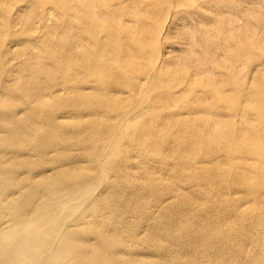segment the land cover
<instances>
[{
	"label": "rangeland",
	"instance_id": "rangeland-1",
	"mask_svg": "<svg viewBox=\"0 0 264 264\" xmlns=\"http://www.w3.org/2000/svg\"><path fill=\"white\" fill-rule=\"evenodd\" d=\"M11 1L7 0L3 3L4 0H0V16L2 17L0 19V58L3 57L4 52L11 51L8 53L7 59L11 58L12 67L18 65V59L20 62H24L29 55H42V52L48 58H53L56 54H63V59H66L67 66L70 65V67L76 65L73 62L75 57H77L75 60L83 58L82 54L88 56L90 61L96 58L94 61L96 66L92 62L83 63L85 68L80 65V68L78 66L77 70L70 72L73 73V76L76 74L75 72L82 70L83 74L78 75L82 79L84 78L83 80L87 84L96 82L98 85L100 83L98 74L94 77H92V73L89 74L92 65L94 68L97 67L103 74L102 82L106 93L121 100L118 104L110 105L113 110L107 115L113 117L120 115L121 118L114 123L111 134L105 139L106 150H103L101 155L109 157L108 159L111 161L116 158L117 162H120V159L124 157L123 162H127L129 167L134 165L135 168L130 171L136 172L137 177L141 176L146 179L145 176L148 175L147 178L154 177L156 182H164L166 184L164 188L168 186L173 190H179L178 195H172V193L167 195L169 196L167 200L174 204H184L183 207L187 213L182 211L178 216L185 223L197 217L191 221L194 225L201 227L199 224L204 221L213 228L215 233L221 232L223 238L219 243L216 241L215 244L217 248L222 244L228 248L223 255L231 254L232 251L237 259L243 258L240 251L242 246L244 251L248 252V256L251 255L250 259L255 260L256 258L259 261H264V241L257 239L256 232L252 233V229H258L264 222V115H262L264 114V78H262L264 77V0H239L238 2L236 0H101V3L94 0V4H92L93 0H84V2L73 0L74 4L72 0V2L69 0L63 2L61 0ZM82 2L83 8H86L83 15V8L80 9L81 11L78 9L83 6ZM75 4L79 6L77 9ZM86 4L88 5L86 6ZM27 6L31 8L28 9ZM89 6L90 9H87ZM100 6L104 8L102 9ZM69 7L71 8L69 9ZM93 7L95 9H92ZM50 9L51 12H49ZM112 11L113 14L117 13L113 15ZM28 12L29 14H27ZM14 15L16 20L13 18ZM91 17L94 20H89ZM97 18L102 22L96 20ZM26 19L28 20L26 21ZM68 19L69 22H74L70 24ZM86 21L87 23H85ZM111 21L113 23L115 21L114 25H111ZM25 22H29L30 27ZM121 22L126 28L120 25ZM64 24H68V27L63 26ZM156 24L160 27H157ZM104 25L105 27H103ZM119 25L121 28L117 29L115 26L119 28ZM35 27L37 30H34ZM69 29L72 31L69 32ZM121 29V33L123 32L124 35L119 34ZM48 31H53L54 34L48 33ZM76 31L79 35L72 36L77 33ZM92 31L100 33L101 41L99 38L97 40V33L94 35ZM87 34L92 37H88ZM153 34L156 36V42H154ZM149 37L150 39H146ZM92 39H96L98 42L95 44V40ZM102 39L104 40L102 41ZM121 39L124 40L123 43ZM64 40H66L65 43ZM91 40L94 41L91 42L92 45L89 42ZM111 40L118 42L115 41L114 44ZM136 40H139L143 45L139 46V41ZM109 41L113 43L110 47ZM14 42L16 43L14 44ZM32 42L37 45L35 46ZM19 43H21L20 46H18ZM80 43L81 46H79ZM127 44L130 45L126 46ZM62 45L66 47L62 48ZM122 46L125 48L123 49ZM131 46L137 48L130 52L131 48L129 47ZM142 46L145 47V51H148L142 53L144 50ZM105 47L107 48L105 49ZM246 49L247 51H245ZM113 51H115L114 54ZM151 51H153L152 54ZM15 52L17 53L13 57L16 61L12 59ZM116 52L120 56L122 53H126L130 57L128 58L124 54L122 56L126 60L120 56L117 58ZM93 53L96 57H92ZM153 53L156 55L151 56L154 55ZM247 54H250L251 58L246 56ZM110 60L112 61L110 62ZM143 69H146L145 73L142 71ZM158 72H163L159 75L161 76L158 79L160 81L156 80ZM244 72L245 74H243ZM138 73L140 77L136 79L139 76ZM184 74L186 75L184 76ZM242 78L243 80H241ZM140 86H142L141 90ZM103 92L102 89L101 93ZM236 92L241 93V97ZM138 93L140 99L136 98ZM227 94L232 95L228 96ZM236 97L238 98L236 99ZM237 100L240 103H236ZM245 111L249 112L248 121L247 117L243 116ZM237 134H242L243 137L242 135L236 136ZM257 138H259L258 142ZM257 150L258 152H256ZM236 181L240 183L236 184ZM156 186L153 189L158 195L166 194L163 189H160L161 187L158 188V183ZM203 191L206 194H202ZM243 222H245L248 231L240 236L241 231L239 230ZM228 231L230 234L236 233L229 244H227L228 238L225 237ZM188 257L189 255L186 253L183 255L184 259ZM216 257L218 256H214V258ZM200 261L203 262L204 257L200 256Z\"/></svg>",
	"mask_w": 264,
	"mask_h": 264
},
{
	"label": "bare ground",
	"instance_id": "bare-ground-1",
	"mask_svg": "<svg viewBox=\"0 0 264 264\" xmlns=\"http://www.w3.org/2000/svg\"><path fill=\"white\" fill-rule=\"evenodd\" d=\"M5 1L7 0H4L3 3H5ZM61 1L63 2L64 0ZM69 1L72 2L73 0L72 1L69 0ZM82 1L84 2V0ZM88 1H92V0H88ZM96 1H100L101 3V0H96ZM236 1L238 2L239 0ZM93 2L94 0L92 1V4H94ZM76 5L78 4H75V6ZM87 5L88 4H86V6ZM115 6L116 8H118L116 4ZM29 7L27 6L28 9ZM77 7L79 6H76L75 8L77 9ZM83 7L84 5L78 9L80 10ZM107 7L110 8V6L108 5ZM70 8L71 7H69V9ZM101 8L103 9L104 7ZM84 9L86 8H83L82 15L84 14L83 11L84 12L86 11ZM87 9H90V6L87 7ZM92 9L95 8L93 7ZM49 12H51V9L49 10ZM133 13L135 14V12ZM234 13L236 14V12ZM27 14H29V12ZM15 15L13 18H15ZM18 17L20 18L19 15ZM63 18L66 19L67 17H63ZM0 19H2L1 16ZM69 19H68V23L72 24L74 21L71 23L69 22ZM91 19L93 18L91 17L89 20ZM27 20L28 19H26V21ZM83 20L85 21V19ZM93 20L92 23H94ZM96 20L99 19L97 18ZM111 22H112L111 25H114L115 21L114 23L113 21ZM25 23L26 24L28 23L30 27L29 22H25ZM85 23H87V21ZM92 23L90 24L92 25ZM67 25L64 24L63 26H67ZM99 25L101 26V24ZM120 25H122V22ZM69 27L72 28V26L70 25ZM103 27H105V25ZM115 27H117V29L121 28V26L119 28L118 26ZM122 27L125 26L122 25ZM146 27L148 28V25H146ZM86 28L88 29L89 27ZM147 28L146 30H148ZM34 30H37L36 27ZM93 30L95 31V29ZM155 30L157 31V29ZM68 31L70 32L72 30L69 29ZM94 31L92 32L95 35L97 31L96 32ZM119 31L118 32L120 34L122 29ZM49 32L51 31H48V33ZM157 33L156 36L158 35ZM77 34L78 32L72 36L76 37ZM99 34L97 33L98 35L96 37L97 40L99 38ZM121 34L124 35L123 32ZM105 36L106 34L104 35V37ZM156 36L155 39L152 36L154 42H156ZM88 37H92V35ZM104 39H102V41ZM146 39H150V37ZM92 40H95V44L98 42V41L96 42V39H92ZM92 40L89 41L90 44ZM65 42L66 40H64V43ZM75 42L77 41L75 40ZM86 42L88 41L86 40ZM123 42L124 40H122V43ZM15 43L16 42H14V44ZM32 43L35 44V42ZM113 43L110 42V44H108L109 47L110 45L112 46ZM14 44L13 47H15ZM20 44L21 43H19L18 46H20ZM139 44H140L139 46L143 45L140 43V41ZM36 45L37 43L35 44V46ZM129 45L127 44L126 46ZM64 46L62 48L66 47ZM79 46H81V43ZM132 46L129 47L131 48L130 52L131 51L133 52V49L137 48V47L132 48ZM27 47L29 46L27 45ZM106 48L107 47H105V49ZM124 48L125 47H123V49ZM143 48L144 50H142V53L143 51H145V47ZM153 49L156 50V48ZM125 50L124 52L127 51ZM115 51H113V54ZM245 51H247V49ZM17 52H15V54L12 55V59L15 60L14 57ZM152 52L153 51H151V54ZM8 53H11V51L4 52L3 57L0 58V264H264V261H259L256 258L255 260L250 259L249 257H251V255L248 256V252L244 251L242 246L240 247V251L243 258L237 259V257H235V255L232 253L231 250H230L231 254L227 253L228 255H223L224 251L228 250V248L224 247L223 244L221 246L219 245V247L217 248L215 244L216 241L219 243L220 239L223 238V234L221 232L215 233L213 228L209 227V225L204 221H202V223L199 224L201 227H199L198 225L197 226L194 225L193 222L191 221L193 219H196L197 217L193 218L191 221L190 220L186 221L185 223L178 216L179 212L182 213V211H184V213H187L183 207L184 204L182 203L174 204L173 202L167 200V198H169V196L167 195H170V193H172V195H178L179 190L177 191L173 190L168 186L164 188V185L166 186L164 182L161 181L156 182L154 181L156 179H153L154 177L147 178L148 175L145 176L146 179L141 178V176L137 177L136 172L132 173L130 171L135 168L134 165L129 167L127 162H123L124 157L120 159V162L119 161L117 162L116 158L115 160L111 161L108 159L109 157L105 155H101V152L103 150H106L105 139L109 136V134H111V129L113 128L114 123L119 118H121V116L118 115L117 117L116 115H114L113 117L111 115H107L113 110V108H111L110 105L118 104L120 99L118 100L116 96L110 95V93L109 94L106 93L103 87L104 84L102 82L103 74L101 73V70H99L97 67L94 68L92 65L94 64L96 66L95 64L96 62H94L96 58H94L95 60L90 61L88 60L90 59L88 58V56L81 53L83 58L80 57L79 59L75 60L77 58L75 57L73 62L76 63V65L74 64L75 65L74 67H70V65L67 66L68 64L65 61L66 59H63L62 57L63 54L58 55L55 53L56 55L53 58H48L42 52V55H29L27 57V60L24 62H20L19 59L17 58L18 59L17 62H19L18 65L16 64L17 65V66L15 65L16 67H12V64H10L11 58L7 59V57H9ZM117 53L118 52H116V57L120 56ZM95 54L93 53L92 57H96ZM124 54L122 53L120 57L123 58ZM155 55L156 54L151 56H155ZM249 55L247 54L246 56ZM107 61H109V59H107ZM111 61L112 60H110V62ZM90 62H92L91 64L92 67L91 69H89L90 71L89 74L92 73V77L98 74V78H100L101 84L99 83L97 85L96 82L87 84V82L83 80L84 78L82 79L78 75V74L80 75L83 74L82 70L75 72L76 74L72 76L73 73L71 74L70 71L73 72L74 70H77L76 68H78V66L80 68V65H82V68H85V66L83 67V63L89 64ZM113 65L115 66L116 64ZM146 69L148 68L146 67ZM145 70L143 69L142 71H144L145 73ZM139 71L141 72V70ZM226 72L228 73V71ZM160 73L163 74V72ZM160 73L158 72V76L156 77L157 78L156 80L161 78V76H159ZM243 74H245V72ZM138 75L139 76L136 79L140 77L139 73ZM185 75L186 74H184V76ZM241 80H243V78ZM253 80L254 79H252V81ZM140 87L141 90L142 86ZM102 89L105 93L104 92L101 93ZM139 93H138V97L136 96L133 97L140 99ZM240 94L241 93H239L238 95ZM250 97L251 96L249 95V98ZM232 98L231 100H233ZM237 98L238 97H236V99ZM236 103H240V102L238 101ZM248 113L249 112L246 111L243 113V116L247 117L246 118L247 121L249 117ZM260 118L261 117H259V119ZM241 135L237 134L236 136H241ZM258 139L259 138H257V142ZM260 151L261 150L259 149V152ZM256 152H258V150ZM261 156L259 157V161L261 159ZM238 161L240 160L238 159ZM238 182L236 181V184H238ZM157 183L159 185L158 188L161 187L160 189H163L164 192H166V194L162 193V195H158V193L154 191L153 187H157L156 186ZM201 193L206 194L205 191ZM239 231H241L240 236L248 231L245 222L241 224ZM254 232H256L257 239L264 241V222L259 226L258 229L255 228L252 229V233ZM235 236L236 233L230 234L228 231V233L225 236L226 238H228L227 244H229L232 241L231 240L232 237ZM185 253L189 255V257L186 259L183 258V255ZM215 254L218 257L214 258V256H216ZM204 255H206L207 257H205ZM200 256L204 257L203 262L200 261Z\"/></svg>",
	"mask_w": 264,
	"mask_h": 264
}]
</instances>
